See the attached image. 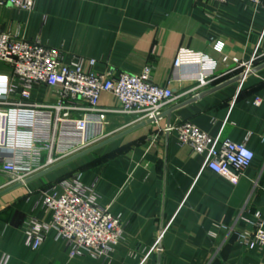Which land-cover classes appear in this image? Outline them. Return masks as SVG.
Instances as JSON below:
<instances>
[{"label": "crops", "instance_id": "crops-1", "mask_svg": "<svg viewBox=\"0 0 264 264\" xmlns=\"http://www.w3.org/2000/svg\"><path fill=\"white\" fill-rule=\"evenodd\" d=\"M18 26L24 38L82 58L85 70L89 59L93 70L114 75L150 64L152 81L175 95L161 111L241 72L239 63L256 46L252 66L264 61V0H35L31 11L0 6V30ZM217 41L221 52L213 49ZM179 48L216 60L206 85L197 87V65L173 67ZM43 96L56 98L50 88ZM99 106L115 109L117 102L103 93ZM183 121L220 141L246 140L254 159L236 184L201 168L202 155L177 141L174 127ZM135 123L111 111L104 130L109 137ZM70 171L93 184L99 204L124 228L107 258L70 256L54 231L36 249L23 243L27 216L50 221L41 192ZM10 184L0 172V190ZM255 211L264 217V68L173 112L169 127L166 117L158 118L1 195L0 257L7 254L8 264H264V246L249 248L239 235L252 232Z\"/></svg>", "mask_w": 264, "mask_h": 264}, {"label": "built area", "instance_id": "built-area-1", "mask_svg": "<svg viewBox=\"0 0 264 264\" xmlns=\"http://www.w3.org/2000/svg\"><path fill=\"white\" fill-rule=\"evenodd\" d=\"M34 3L35 0H0V6L23 11H31ZM19 28L0 30V172L10 183L105 139L108 112L129 114L137 123L154 118L175 99L171 87L152 81L148 63L138 73L114 75L93 70L95 60L89 59V69L85 70L82 58L66 56L37 38L26 39ZM222 47V41L213 45L217 52ZM256 56L257 46L248 61L239 63L241 72L252 67ZM186 64L199 67V88L211 80L217 62L202 51L179 48L172 65L178 68ZM48 88L55 92L53 101L43 99ZM103 93L116 100L115 109L99 106ZM174 129L180 144L202 155L201 168L210 169L233 185L254 159L246 140L220 141L218 135L211 136L190 121L180 122ZM41 204L50 211V221L27 216L22 225L23 243L31 249L38 248L54 231L55 239L65 240L70 256L107 258L124 236L119 217L99 204L93 184L83 183L81 173L43 190ZM253 217L249 236L239 234L249 248L264 246V217L259 211ZM8 260L9 256L2 254L0 264H8Z\"/></svg>", "mask_w": 264, "mask_h": 264}, {"label": "water", "instance_id": "water-1", "mask_svg": "<svg viewBox=\"0 0 264 264\" xmlns=\"http://www.w3.org/2000/svg\"><path fill=\"white\" fill-rule=\"evenodd\" d=\"M263 68H264V61L262 63H259L257 65L252 66L249 70H247L245 72L244 71L239 72L238 74L234 75L233 77H230L229 79H226V80H224V81H222V82H220V83H218V84H216V85H214L208 89L201 90L198 93H196L195 95H192L191 97L185 99L182 102L172 104V105L168 106L167 108H165L164 110L160 111L154 118L143 119V120L133 124L132 126L126 128V129H124V130H122V131H120V132H118L112 136H109V137H107V138H105V139L81 150V151L73 153L72 155H69L68 157L63 158V159L57 161L56 163H54L48 167H45L42 170H40V171H38L32 175H29V176H27L21 180H18L14 183H11L10 185H8V186H6L0 190V196L11 191V190H13V189L20 187V186H22V185H24V184H26V183L34 180V179L42 177L45 174H47V173H49L55 169H58L64 165H67V164H69V163H71V162H73V161H75V160H77V159H79L85 155H88V154L96 151L100 147H102V146H104V145H106V144H108V143H110V142H112V141H114V140L138 129V128H140V127H142V126H145L149 123H153L158 118L166 117V126L169 127L170 116L173 112L179 110L180 108H182V107H184V106H186V105H188V104H190V103H192V102H194V101H196V100H198V99H200V98H202V97H204V96H206V95H208L214 91H217L221 88H224L229 84L241 81L243 78L250 75L251 73H255V72H257ZM162 230H163V228L161 227L160 231H159V235H161ZM159 250H160V246L158 245V251Z\"/></svg>", "mask_w": 264, "mask_h": 264}, {"label": "rangeland", "instance_id": "rangeland-1", "mask_svg": "<svg viewBox=\"0 0 264 264\" xmlns=\"http://www.w3.org/2000/svg\"><path fill=\"white\" fill-rule=\"evenodd\" d=\"M2 70H3V69H1V67H0V71H2ZM70 173H71V174H70ZM70 173H67V175L70 176V175H72L73 173H76V171H73V172L70 171Z\"/></svg>", "mask_w": 264, "mask_h": 264}]
</instances>
